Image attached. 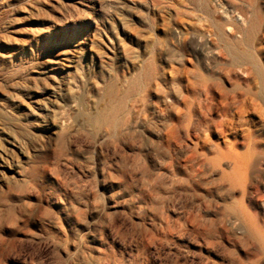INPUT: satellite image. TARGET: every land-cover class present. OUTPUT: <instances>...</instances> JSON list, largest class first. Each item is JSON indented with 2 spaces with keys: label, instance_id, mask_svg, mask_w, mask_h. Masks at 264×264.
<instances>
[{
  "label": "rangeland",
  "instance_id": "rangeland-1",
  "mask_svg": "<svg viewBox=\"0 0 264 264\" xmlns=\"http://www.w3.org/2000/svg\"><path fill=\"white\" fill-rule=\"evenodd\" d=\"M92 1L41 0L48 19H33L26 0H0V101L24 121L36 103L1 74L32 85L40 64L85 40L66 118L33 127L26 178L7 168L16 182L0 181V264H230L241 195H228L232 160L215 165L214 116L264 137V0H103L88 15ZM33 26L51 39L21 53L2 42Z\"/></svg>",
  "mask_w": 264,
  "mask_h": 264
},
{
  "label": "bare ground",
  "instance_id": "bare-ground-1",
  "mask_svg": "<svg viewBox=\"0 0 264 264\" xmlns=\"http://www.w3.org/2000/svg\"><path fill=\"white\" fill-rule=\"evenodd\" d=\"M26 2L30 5V8H32V11L30 10L31 18L48 19V15L46 17V14L42 12L43 9L40 5L41 0H26ZM57 6L60 9L65 7L63 2H58ZM106 7L107 6L104 4L103 0H94L90 5L86 6L88 15L91 14V9H100L103 11ZM27 8L30 9L29 6ZM73 9L77 17L82 16V11H79L76 8ZM43 13L45 15H43ZM72 16L75 17L74 15ZM230 27L232 28V26ZM28 30V39L23 38V35L19 32H15L13 34L14 37L3 36L2 42L10 44L14 47L17 53H21L25 51L29 43L39 41V39L43 37H49L50 40L53 35L52 30L41 26H33ZM253 30L254 29L248 32V38L252 36ZM243 34L245 35L244 32ZM84 41L85 40H81V42L73 45L74 47L65 50L66 54L64 58L58 57L52 60L44 61L40 64L36 70L37 72L30 76L33 80L32 85L28 82L16 83V81H12L13 79H9L7 75L1 74L2 78H6V80L10 82V85H14L17 89H21L27 94H31V102L36 103L34 106L40 109V111L37 112L35 111L36 107H28L29 118L24 121L22 117L23 114L20 115L15 110L16 108L13 109V106L0 101V181L8 178V186L13 185L16 180L9 179V175L7 174L8 172L6 171L7 168L12 170V174H16L15 177H17V180H21L25 176L23 168H20L21 162L29 158L28 149L31 142L38 140L37 137L41 136V133L36 132L34 128L37 126L39 127L41 124L40 122H42L44 127L42 131L46 130L48 132H53L57 122L66 118L64 106L67 102L72 103L73 100H75V91L78 86L76 76L77 62L83 51ZM37 62L39 63L40 61ZM43 80L45 84L42 89L39 90L38 88L40 85H38V82ZM34 92H40L42 97L34 94ZM7 96L9 98V95ZM234 97L236 98V96ZM246 98H244L245 101ZM10 99L18 105L24 102H18L17 97L11 96ZM215 103L214 109L216 112L221 109V100ZM228 103L229 102H227V104ZM243 105L244 102L242 105L240 104L239 107H242ZM217 113L214 116L215 133L217 132L223 135L226 140L228 150H221L219 138L216 133L214 135V143L216 153L220 154H216L215 165L220 164L221 155L223 158L229 157L232 160L233 171L232 173L225 174V178L227 179L228 195L230 198H236V191L238 189H240L241 195L240 209L237 212L235 211L229 218L232 224L240 226L238 236L229 237V263L243 264L242 255L245 253L256 257V264H264V262H261L264 260V247L260 246L259 241L257 240V232H259L258 222L259 220L264 221V137L258 138L255 129H252L250 126L244 127L245 124H241V127L239 126L240 128H238L237 126L239 124L234 126L232 120H229V125L227 122L220 120ZM18 122L23 126L20 133L13 126ZM231 125L233 126L231 127ZM241 145H247V152L242 153L238 151V147Z\"/></svg>",
  "mask_w": 264,
  "mask_h": 264
}]
</instances>
